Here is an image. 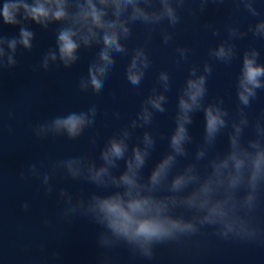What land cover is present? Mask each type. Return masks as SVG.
Returning <instances> with one entry per match:
<instances>
[{"label":"clouds","instance_id":"obj_1","mask_svg":"<svg viewBox=\"0 0 264 264\" xmlns=\"http://www.w3.org/2000/svg\"><path fill=\"white\" fill-rule=\"evenodd\" d=\"M191 2L197 7L187 11L195 17L209 3L223 4L224 0ZM258 2L232 0L236 10L242 7L251 17L261 18L249 23L246 30L226 25V36L208 49L209 59L225 65H231L239 56L234 81L235 112L224 107L221 97L206 99L212 73L209 60L189 66L176 93L174 126L167 135L168 151L151 164L147 175L144 170L157 143V134L148 127L153 125L156 113L166 112L165 93L171 91V78L165 70L157 74L159 88L153 87L134 117L104 141L99 148V162L83 152L52 163L47 171H42L43 162L29 164L20 171L21 181H40L44 196L56 191L64 220L84 218L97 226L95 241L99 251L95 264H113L110 253L121 245L133 256L151 260L158 245L181 244L205 228H211L222 240L264 245V228L256 223L255 215L264 195V109L251 120L246 111L257 99L258 90L264 91V63L259 62L261 54L255 46L241 51L234 43L249 33L264 40V13L256 7ZM188 3L189 0H3L0 26L18 28V32L9 37L0 27V72L17 66L18 52L32 51L36 33L31 25L43 31L57 25L54 47L44 52L33 71L46 72L51 66L71 68L80 60L82 49L95 48L87 75L78 82L81 93L103 90L117 55L128 57L125 79L139 87L151 61L144 45L127 47L133 26L142 25L148 38L159 29L161 43L167 45L173 39L168 29L180 24V12ZM165 23L167 27H163ZM204 26L212 36H221L214 25ZM176 52L179 64L187 62L191 49L178 46ZM196 113L203 117L202 137L192 159L181 167L180 160L189 156L187 146L193 143L190 126ZM96 115L97 106L90 102L78 111L34 125L32 134L41 140H75L95 124ZM137 129L143 131L137 135ZM246 129L251 130L250 135H245ZM159 135L163 138V134ZM222 135L227 139L226 150L214 152ZM133 138L135 142L130 143ZM89 144L95 148L96 138L89 136ZM201 161H206L203 170ZM57 173L93 185L96 190L86 194L73 193L68 188L57 190L52 183ZM21 207L27 212L29 204ZM58 255L53 253L54 258Z\"/></svg>","mask_w":264,"mask_h":264},{"label":"water","instance_id":"obj_2","mask_svg":"<svg viewBox=\"0 0 264 264\" xmlns=\"http://www.w3.org/2000/svg\"><path fill=\"white\" fill-rule=\"evenodd\" d=\"M3 0H0L2 4ZM196 9L191 0L181 10V22L175 29H168L173 39L167 44L161 43L160 31L157 29L148 38L142 25L133 26V35L126 42L132 49L144 45L151 61L144 79L139 87H133L124 76L127 56L117 55L116 65L105 81L101 92L89 89L81 93L78 82L87 75V66L96 49L81 50L80 60L71 68L51 66L48 71H33L40 63L41 56L49 47H54L53 25L43 31L35 25L31 28L36 33L31 52L17 55V66L0 72V264H95L98 248L95 241L97 226L84 218L68 222L60 215L62 203L58 201L56 191L51 196H44L40 181L32 178L19 179V173L29 164L43 162L42 171L59 160L77 153L86 152L90 158L98 161L99 148L108 136L127 124L139 110L143 98L153 87L159 88L157 74L161 70L169 73L171 91L165 93L168 103L166 112L154 115L153 125L149 131L157 134L156 149L145 168V175L151 164L160 155L168 151L167 135L171 132L176 111V93L187 76L189 66L202 65L209 60L212 73L208 77V96L206 99L221 97L224 107L230 113L235 112L236 97L234 81L239 71L240 59L235 58L231 65L211 60L208 49L215 47L226 36V25H237L246 30L249 23L261 17H251L242 7L235 9L232 0L223 4L209 3L203 13L190 15L187 8ZM264 13V0L256 5ZM217 27L220 37H214L204 25ZM4 35L14 36L18 28L0 26ZM163 27H167L166 23ZM234 43L241 51L249 45L260 51V63H264V40L253 38L249 33L245 38ZM191 49L187 62L176 63L177 47ZM90 102L97 106L95 124L86 128L75 140L66 138L37 139L32 134V127L57 115H66L86 107ZM264 109V91L258 90V97L246 109L249 119H254ZM118 114V115H116ZM143 129H137L138 135ZM193 143L188 145L189 156L180 160V166L192 159L196 145L203 132L201 113L194 114L190 126ZM159 134H163V138ZM251 130L246 129L245 135ZM89 136L97 140L93 148ZM133 138L130 143H134ZM227 147L226 136L218 138L215 151H224ZM211 154V153H210ZM206 161H201V170ZM121 167L123 164L121 162ZM55 188H68L73 193L85 194L96 190L93 185L80 180L66 178L57 173L52 181ZM28 203L27 212L21 207ZM256 223L264 228V195L256 212ZM45 221L48 223L45 224ZM53 253L59 255L55 258ZM113 264H264V245L235 240H222L214 235L211 228L202 233L185 238L183 243L158 245L151 260L138 255L133 256L125 246H119L110 253Z\"/></svg>","mask_w":264,"mask_h":264}]
</instances>
